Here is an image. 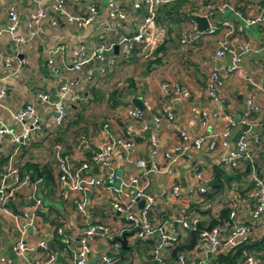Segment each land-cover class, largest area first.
Here are the masks:
<instances>
[{
	"label": "crops",
	"instance_id": "crops-1",
	"mask_svg": "<svg viewBox=\"0 0 264 264\" xmlns=\"http://www.w3.org/2000/svg\"><path fill=\"white\" fill-rule=\"evenodd\" d=\"M205 1L207 0H184L180 4V10L174 12L171 18L155 21L153 32L157 40L153 47H149L145 42L138 43L130 53L126 54L120 46L115 45L110 51L103 53V60L94 59L84 66L83 71L90 70L93 73V80L88 87L92 99L86 104L80 103L85 104L80 108L71 104L67 109V116L69 114L67 121L56 125L52 112L36 99V93L45 91L55 98L61 78L74 76L75 73L60 70L57 73L50 72L45 62L47 50L58 43L68 47L84 43L87 50H92L99 44L97 35L104 28L106 30L103 32V43L106 45L115 43L117 34L133 33L135 25L145 14L144 9L142 7L133 10L130 5L131 0H119V5L126 12V19L119 21L108 15V0L68 1L65 7L72 14L85 15L86 5L89 3L94 4L96 8V14L90 23L76 27L62 20L52 25L49 21L52 12L47 0H0V27L6 23L8 5L14 3L19 18L17 33L22 35L25 34L23 24L30 12L38 6L44 7L46 11V18L42 22V33L17 48L8 36L0 35V88H5V96L0 99L2 106H0V119L14 129H18L19 127L9 119L5 109L17 110L23 104L30 102L37 110L42 123L40 137L35 135L25 147L21 148L20 154L15 158L23 168L28 164H34L38 173L43 172L39 175L41 181L33 193L40 199V206L35 211L36 227L34 230H29L25 238L28 246L26 264H39L41 261L43 253L34 248L35 242L39 239H44L47 249L56 254L57 262H69V252L60 242L56 229L61 227L64 234L72 237L75 242L85 221L107 225L114 234L110 242L98 239L94 241L90 264L94 263L96 253L102 249L118 251L120 245L114 239L122 233H128L126 236L128 249L135 241L130 226L111 210L109 191L106 187H89L84 194L86 198L84 211L78 213L74 205L77 192L63 194L55 180L56 171L51 157L52 142L60 143L63 152L73 157L71 163L76 166L80 157L74 151L78 138L84 136L88 142L89 148L85 156L89 160L96 145L104 139L101 132V125L104 122H108L109 133L113 138L122 137L123 131L127 130H131L135 135L130 160H126L119 150L113 153V170L119 177H125L138 173L133 166V160L137 157L145 159V155H148L151 132L154 131L157 135L159 153L175 154L173 148L178 144L180 132L191 139L218 132L224 127V119L214 116L215 111L219 110L233 121L229 126L226 149L207 151L205 146H202L190 152L189 158L179 157L170 175L164 172L153 173L148 169L146 192L155 194L161 189L167 191L172 184L179 187L176 198L167 194L156 199L149 213L153 222L161 223L192 214L197 215L200 222L206 221L211 214L210 208L221 206L222 197L230 186L242 187L243 178H246L248 172L247 167L245 168L246 163H240L237 168L229 171L223 167L222 160L225 153L234 148L236 138L242 129L238 119L242 115L244 98L248 93H255V100L260 107V111L252 114L250 120L252 122L250 131L259 135V142L251 144L250 149L260 175L264 176V137L261 135V123L264 121V95L254 87V84L264 86V28L258 25L243 28L237 36V45L242 44L243 49L238 50L236 45H233L234 41L231 46L239 58L237 69L226 74L222 68L230 64V53H226L219 60L213 59L214 38L219 32L214 36H207L203 31L197 34L195 21L196 16L206 17L207 23H217L220 20L234 21L231 12L233 8L245 15L264 13V0H214L226 5L225 11L221 14L217 12L206 14L203 8ZM184 32H190L194 37L191 41L180 43L179 39ZM140 44L143 45L141 49ZM6 57H10L8 66L3 65ZM61 60L68 61L65 54H62ZM61 60L56 59L57 66H60ZM212 66L221 70L217 85V101L209 97L205 86ZM164 82L178 84L181 93L175 96L171 93L165 94L161 89V84ZM134 97L142 103L141 118L146 125L145 129L139 127L140 122L130 121L126 114L127 107H134L131 102ZM162 106L169 109L173 118L170 121L161 120L156 126L152 123V117ZM147 107L151 109L147 110ZM10 151L11 146L8 141L0 139V159L5 160ZM154 161L157 165L163 163L160 156ZM2 165L4 163L0 162V168ZM215 166L221 167L229 176L228 181L224 180L225 178L218 179V183L222 186L220 191L210 190ZM43 169L45 172L48 171L47 174H44ZM195 171H200L204 176L209 196L208 194L199 196L188 191V188L195 184ZM90 175L104 180L106 170L93 166ZM117 182L118 180H115L114 184L116 185ZM30 195L28 188L20 190L12 207L22 209L29 207L32 204ZM247 212L245 211V214L238 219L246 221ZM262 220L264 221V215ZM173 226L178 228L175 223ZM178 232L181 237L186 235L181 229H178ZM257 233L259 235V232ZM15 236L9 220L0 215L1 256L11 259L10 245L14 242ZM151 238L153 241L154 235ZM128 249H121L124 251V258L130 255ZM146 255L144 254V259ZM137 257L130 255L128 259L140 261ZM253 258L252 264H264L263 254ZM8 264L24 263L12 258Z\"/></svg>",
	"mask_w": 264,
	"mask_h": 264
},
{
	"label": "built area",
	"instance_id": "built-area-1",
	"mask_svg": "<svg viewBox=\"0 0 264 264\" xmlns=\"http://www.w3.org/2000/svg\"><path fill=\"white\" fill-rule=\"evenodd\" d=\"M21 1V0H18ZM77 2L78 0H47L52 12L49 21L55 25L57 21H64L81 27L90 23L96 14L94 4H87V12L85 15H76L70 13L66 7V2ZM172 0H131L130 5L133 10H139L143 7L145 14L135 25L132 34H117L115 43L104 44L103 32L97 35L99 44L92 50H87L84 43H80L75 47H68L65 44L58 43L47 50L45 59L46 66L50 72L57 73L60 71H72L74 76H63L59 81L56 97L52 98L48 92L39 91L36 93V99L49 111L52 112L53 120L56 125H60L66 117L67 109L71 104L87 103L92 99V94L88 90L93 80V73L90 70L83 71V67L87 66L94 59L103 60V53L110 51L112 46L118 45L127 54L130 53L134 46L144 42L153 47L157 40L153 29L155 27V13L159 5ZM206 14L212 12L223 13L226 5L224 3L208 4L204 6ZM108 15L119 21L126 19V12L119 5V0H108ZM234 15V21L220 20L217 23H207V27L203 30L205 35L214 36L217 32L219 35L214 38L213 59L219 60L226 53H230L231 61L229 65L222 68L226 74L232 73L237 69L238 55L231 48L236 45L238 50L243 49L242 44L237 45L238 35L244 27L249 25H258L264 28V13L255 15H241L240 11L231 9ZM46 18L44 7L38 6L30 12L23 27L25 34L17 33L19 28V18L14 3H10L6 9V23L0 27V35H6L12 41L14 47H18L24 42H28L42 33V22ZM206 18V17H205ZM202 33L198 32L197 34ZM190 32H184L179 39L180 43H185L193 39ZM235 43V44H234ZM62 54H65L68 61L61 60ZM56 59L61 60L60 66L56 65ZM10 64V57L3 60V65ZM220 68L212 66L207 81L206 91L210 98L217 101V85L219 83ZM243 78H246L242 75ZM249 80V79H248ZM250 81V80H249ZM257 91L264 95V86L254 84ZM161 89L165 94L172 96L181 93V87L176 83L164 82ZM5 96V88H0V99ZM1 106V103H0ZM2 107V106H1ZM151 107H147V110ZM9 119L19 128L14 129L6 122L0 119V139H6L11 146V151L7 154L6 162L0 171V215L9 220L14 232L15 239L10 245L11 259L20 260L26 264V251L28 246L25 238L29 230L36 227V209L40 206V199L33 195L35 189L41 181L39 176L31 178L30 171L22 167L20 163L15 161L16 156L20 153L23 146H26L30 140L37 135L40 137L42 133V123L40 116L34 105L30 102L23 104L17 110L5 109ZM260 111V107L255 100V93H248L244 98V109L242 115L238 119L242 129L236 138L234 148L229 149L224 157L223 164L226 168H237L242 161H248V172L246 178H243V185L240 188L230 186L222 197L223 207L228 208V221L221 225H215L210 229H201L198 232L196 245L187 253L179 252L172 263H166L162 257L163 252L168 246H173L179 242L181 234L178 229L195 230L200 218L195 215H186L178 219H171L164 222H153L149 213L158 197L170 195L176 198L179 194V187L172 184L169 189L159 190L155 194L146 192L147 171L144 168V158L137 157L133 160V166L138 173L125 177H119L113 170V153L115 150L121 151L126 160H130L131 148L135 135L131 130L123 131L122 137L113 138L108 129V122L101 125V132L104 139L96 145L92 151L89 160L84 157V151L88 148V142L83 136H80L74 147L79 157V163L72 165L70 155L63 152L60 144L54 143L51 146V157L54 162L56 171V183L63 194L77 192L74 198V205L78 213H83L86 198L84 194L87 189L92 186L106 187L109 191V205L118 217L127 223L132 231L135 239L142 241L147 240L154 235V241L151 244V255L156 264H210L213 258L221 253L234 250L237 247L249 243L251 240L260 237L264 231V176L260 172L252 159L251 144L259 142V135L252 133L250 127L252 125L251 115ZM126 114L130 121L140 122L139 127L145 129L146 125L142 120V111L135 107H127ZM214 116H220L224 119V127L215 133L207 135H199L189 139L183 132L179 133L178 144L173 148L175 154L168 152L159 153L157 149V135L153 131L149 135L150 149L148 159L150 161L149 170L153 173L164 172L168 175L173 173L174 166L179 159L189 158L190 152L205 146L207 151L215 149H226L228 146L227 136L229 126L233 121L222 114L219 110L213 113ZM173 116L166 106L158 109L157 113L152 117V123L158 125L161 120L170 121ZM261 135L264 137V121L261 123ZM160 156L163 161L162 165H157L154 160ZM93 166H98L106 170L104 180L97 179L90 175ZM118 180L115 185L114 181ZM194 186L188 188L189 192L203 196L207 192L205 178L200 171L194 172ZM28 188L30 190V198L32 204L27 208L12 207L16 203L17 194L20 190ZM242 191V193H240ZM141 200V204L139 201ZM220 208V206H219ZM219 208L211 207L210 213H217ZM248 211V219L240 221L239 216ZM177 224V227L173 226ZM259 232V235L258 233ZM56 233L60 236L59 240L64 248L69 252L70 261L67 263H59L56 260V254L47 249L44 239L35 242L34 248L43 253L39 264H90V258L93 254V243L95 240L111 241L114 234L107 225L101 223L84 222V227L73 242L72 237L64 234L63 229L58 227ZM264 254V243L262 248ZM243 264H252L253 255L243 253ZM9 257L0 255V264L10 263ZM118 260L116 250L102 249L96 253L93 264H116ZM122 264H141L136 259L123 262ZM212 264V263H211Z\"/></svg>",
	"mask_w": 264,
	"mask_h": 264
},
{
	"label": "trees",
	"instance_id": "trees-1",
	"mask_svg": "<svg viewBox=\"0 0 264 264\" xmlns=\"http://www.w3.org/2000/svg\"><path fill=\"white\" fill-rule=\"evenodd\" d=\"M183 1L184 0H172V1H169L167 3H163V4L159 5V7L157 8L156 13H155V21L164 20L166 18H171V16L173 15L174 12L177 13L178 10H180V6H181L180 4ZM217 3L218 2L214 1V0H207V1L203 2V8H205L204 7L205 5L217 4ZM233 9L237 10L235 8H233ZM241 15L244 16L245 14L241 13ZM142 47H143V45H141L140 49ZM85 104H80V105L79 104H74V105H77L80 108L81 105H85ZM73 113H75V112H73ZM66 116H67V114H66ZM65 120H66V117L63 120V122ZM80 135H83V134H80ZM54 143H58V142H52V144H54ZM52 144H51V146H52ZM58 144H60V143H58ZM88 148H89V146H88ZM87 149L84 151V157H85L86 160H88L87 157L85 156V153H86ZM5 158H7V156ZM3 160L4 159L1 158L0 162H3L5 164L6 159L4 161ZM243 162L246 163L245 168L247 167V171H248V165H249L248 161H242L241 163H243ZM72 165H74V164H72ZM223 167L226 169V167L224 165H223ZM24 169L30 171L31 178L37 177L41 173H43V172H39L38 173L37 172V168H36V166L34 164H28V165H26L24 167ZM232 169H235V168H232ZM232 169H229V171L232 170ZM43 170H44V174L45 173L47 174L48 171L45 172V169H43ZM0 171H1V168H0ZM228 178H229V176H227L225 174V172L223 171V169L221 167H218V166L213 167V179L210 182V190H218V191H220L222 186H220V184L218 183V179H224V180L228 181L227 180ZM55 180H56V178H55ZM207 190H208V187H207ZM240 193H242V191H240ZM206 194H208V192H206L203 196H205ZM208 196H209V194H208ZM227 212H228V208L227 207H223V205H221L217 213L210 214V216L208 217V219H206V221L198 222L195 230H192V231L191 230H185L183 234L186 233V235L180 237V240H179L178 243H176L173 246H168L164 250L162 259L166 263H172L175 260L177 253H179V252L187 253L191 248H193L196 245L197 239H198L197 236H198L199 230H201V229H210L211 227H213L215 225H221L224 222H227L228 221ZM260 237L251 240L249 243L257 241ZM153 241H152L151 237H149L145 241H142V240H139V239H135V241L131 245H129L128 251H130L131 256H134V255L138 256L137 258H138V260H140L141 264H156V262L153 259V256L151 255V244L153 243ZM263 243H264V241L259 243V244H257V245H255V246H253V248L251 247L252 249L255 250L252 253L253 257H257V256L260 257L263 254L262 253ZM232 251L233 250H230V251H227L225 253H221V254L216 255L213 258L212 264H243V262H241V261H242V258L244 257L243 256L244 252L240 253L231 262H228ZM123 254H124V251H122L119 248L118 251H117L118 260H117L116 264H122L124 262L125 259L123 257ZM144 254L145 255L147 254L145 259H144ZM244 254H246V253H244ZM246 255H249V253L246 254Z\"/></svg>",
	"mask_w": 264,
	"mask_h": 264
},
{
	"label": "water",
	"instance_id": "water-1",
	"mask_svg": "<svg viewBox=\"0 0 264 264\" xmlns=\"http://www.w3.org/2000/svg\"><path fill=\"white\" fill-rule=\"evenodd\" d=\"M195 21L197 23L196 25V29L198 32H201L203 31L206 27H207V21H206V18L205 17H202V16H196L195 17ZM131 102L132 104L134 105L135 108L139 109V110H143V106H142V103L141 101L134 97L131 99ZM150 149V147H149ZM144 168L146 170L149 169V165H150V161L148 159V155H145V159H144ZM128 233H122V235H120L119 237H116L114 240H116L119 245H120V248L122 250H127L128 249V246L126 245V236H127ZM264 241V231H263V234L262 236L255 242H252V243H247V244H243L239 247H237L236 249H234L230 255V258L228 260V262H231L232 260H234L240 253H242L244 250L250 248V247H253L261 242ZM212 263V260L210 261V264Z\"/></svg>",
	"mask_w": 264,
	"mask_h": 264
},
{
	"label": "rangeland",
	"instance_id": "rangeland-1",
	"mask_svg": "<svg viewBox=\"0 0 264 264\" xmlns=\"http://www.w3.org/2000/svg\"><path fill=\"white\" fill-rule=\"evenodd\" d=\"M100 110H102V111H103L104 109H100ZM68 116H69V114H68ZM68 116H66V120L64 121V123H65V122L67 121V119L69 118ZM53 142H54V141H53ZM24 147H25V146H24ZM117 183H118V182H117ZM252 248H253V247H252ZM252 248L250 247V248H248V249L244 250V253H246V254H247V253H250V254H252V253L255 251V250H254V249H252ZM246 254H245V255H246ZM130 255H131V254H130ZM130 255H128V256H127V258H124V259H125V261H127V259L130 257ZM125 261H124V262H125Z\"/></svg>",
	"mask_w": 264,
	"mask_h": 264
}]
</instances>
